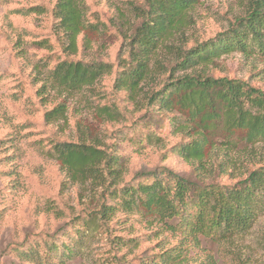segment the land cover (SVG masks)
I'll return each instance as SVG.
<instances>
[{
  "label": "rangeland",
  "instance_id": "374dc122",
  "mask_svg": "<svg viewBox=\"0 0 264 264\" xmlns=\"http://www.w3.org/2000/svg\"><path fill=\"white\" fill-rule=\"evenodd\" d=\"M250 1L194 0L184 26L170 42L190 47L214 37L244 16ZM56 2L0 0V264H44L37 259L31 261L22 251L30 245L48 246L46 241L50 243L51 236L58 241L65 237L66 241V235L72 256L60 258L62 252L56 250L53 264H118L117 255H121V264H138V257L151 262L180 240L171 232H155L145 210L132 217L118 206L111 218H101L96 213L80 235L70 233L82 211L93 212L100 207L99 193L104 191L105 176L68 167L67 157L52 151L51 139L109 150L118 137L117 183L129 180L139 169L151 170L157 165H166L199 183H236L257 163H264V145L246 143L244 132L233 124L229 126L224 109L218 107L220 117L212 120V128L205 131L206 140L199 148L201 162L191 157L183 160L173 153L161 160L160 144L150 145L143 154L136 155L126 137L132 132L128 126L139 121L144 111L127 112L124 118L117 108L131 107L119 83L131 63L129 42L147 10L148 0H77L84 12L83 25L76 50L67 52L68 56L61 50L67 41L52 15ZM16 39L21 46L15 45ZM43 39L47 40L46 47L38 42ZM168 50L156 51L148 76L135 89L136 99H142L162 82L166 74L162 75L161 67L174 62L172 50ZM66 58L81 60L92 68L97 63L108 64L103 68L107 72L101 70L92 84L80 89L58 93V88L52 87L47 93L48 101L41 100L37 88L52 78L53 68ZM191 70L180 68L174 76ZM204 72L248 80L264 89V56L257 53L246 55L232 50L219 54ZM56 103L63 105V114L48 123L44 113ZM186 106L181 100L171 112L188 124L192 135L198 118L191 121ZM146 121L149 125L141 122L136 130L151 133L157 128L154 119ZM180 140L179 134H171L164 142L173 145ZM113 235L121 238L114 242ZM138 236L136 246L130 239ZM121 241L124 246H118ZM177 264H264V212L256 216L244 235L220 241L200 237L199 245L189 248L185 260Z\"/></svg>",
  "mask_w": 264,
  "mask_h": 264
},
{
  "label": "trees",
  "instance_id": "16d2710c",
  "mask_svg": "<svg viewBox=\"0 0 264 264\" xmlns=\"http://www.w3.org/2000/svg\"><path fill=\"white\" fill-rule=\"evenodd\" d=\"M193 2L194 0H148L147 10L131 35V63L119 83L120 89L127 92L131 107L117 109H120L119 114L124 118L127 112L144 111V116L139 121L128 126V130L132 132H128L126 137L132 152L138 156L150 145L160 144L161 160L173 153L183 160L191 157L201 162L199 148L203 140H206L205 131L212 128V120L220 117L218 107L224 109L227 116L225 121L229 126L233 124L244 132L246 143L264 145V89L248 80L215 77L204 72L205 66L211 64L215 57L232 50L246 55L257 53L264 56V0H251L246 14L236 18L227 30L214 37L195 46H174L170 41L174 40L175 33L184 26L186 14L193 7ZM78 4L77 0H57L52 9V15L57 19L59 29L67 41L62 45L63 53L71 54L76 50L84 13ZM38 42L47 46L45 39ZM15 45L21 46L20 41L16 39ZM162 48L172 50L174 62L169 61V66L161 67L164 70L162 75H166L156 89L142 99H136L135 89L148 76L150 61L156 51ZM107 65L97 63L96 68H92L89 67L91 64L81 60L66 58L53 68L52 78L43 81L36 93L41 100L48 101L47 93L52 87H57L58 93L80 89L92 84L101 70L107 72L103 69ZM180 68L192 70L174 76V72ZM181 100L187 105L190 120L198 118L195 121L197 130L193 136L188 124L171 112ZM63 111V105L56 103L44 113V119L48 123L54 121ZM147 119H154L157 128H148L151 133H143L145 129L136 130L141 122L149 125ZM133 134L135 135L132 136ZM171 134H179L181 140L173 145L165 143V137ZM51 141L52 151L57 156L67 157L68 167H81V171L99 172L100 176H105L104 191L99 193L100 207L93 212L82 211L75 219V228L70 233L80 235L94 221L96 213L101 218H111L119 206L128 216L141 215V211L145 210L151 216L147 222L155 225V232L166 231L178 235L180 242L177 246L165 253L163 251L158 259L151 262L138 257V264L181 263L189 248L199 245L200 237L220 241L234 235H244L252 227L256 216L264 212V163H257L259 165L250 169L246 177L232 184L199 183L166 165H157L151 170L139 169L129 180L117 183L114 179L119 170L118 148L115 146L119 142L118 137L111 143L110 151L83 142L73 143L58 138ZM155 232L153 235H156ZM110 234L109 230L108 235L112 236ZM115 238L121 236L113 235L111 240L116 242ZM50 240V243L46 241L48 246H44L45 243L30 245L22 252L31 261L37 259L44 264L54 263L53 253L56 250L62 252L60 258L72 256L67 235L66 241L65 237L58 241L54 236ZM130 240L137 246L140 237H132ZM117 244L124 246L122 241ZM116 260L121 264V255H117Z\"/></svg>",
  "mask_w": 264,
  "mask_h": 264
}]
</instances>
